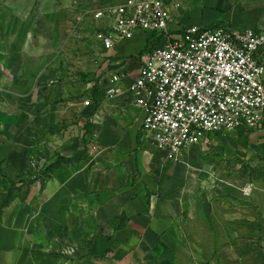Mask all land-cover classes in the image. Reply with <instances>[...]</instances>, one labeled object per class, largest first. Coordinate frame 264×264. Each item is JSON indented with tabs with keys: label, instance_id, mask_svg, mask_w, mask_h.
Instances as JSON below:
<instances>
[{
	"label": "crops",
	"instance_id": "crops-1",
	"mask_svg": "<svg viewBox=\"0 0 264 264\" xmlns=\"http://www.w3.org/2000/svg\"><path fill=\"white\" fill-rule=\"evenodd\" d=\"M58 1L0 0V189L25 191L0 204V264H204L214 234H231L236 217L237 186L223 188L217 166L264 160V121L205 135L212 151L200 142L182 161L167 159L143 140L127 90L149 44L142 34L101 55L97 88L34 86ZM123 1L76 0L74 14ZM163 1L173 33L189 25L264 32V0ZM17 43L19 51L7 49ZM258 60L264 66V53ZM114 74L125 75L122 94L109 97ZM76 152L41 181L56 155Z\"/></svg>",
	"mask_w": 264,
	"mask_h": 264
},
{
	"label": "built area",
	"instance_id": "built-area-1",
	"mask_svg": "<svg viewBox=\"0 0 264 264\" xmlns=\"http://www.w3.org/2000/svg\"><path fill=\"white\" fill-rule=\"evenodd\" d=\"M87 13L102 53L137 34L147 36L150 47L127 90L142 113L143 140L167 159L182 161L207 134L252 130L264 121V66L258 60L264 32L189 25L173 33L163 0H124ZM124 78L111 75L105 94H122ZM251 190L246 184L242 193Z\"/></svg>",
	"mask_w": 264,
	"mask_h": 264
},
{
	"label": "rangeland",
	"instance_id": "rangeland-1",
	"mask_svg": "<svg viewBox=\"0 0 264 264\" xmlns=\"http://www.w3.org/2000/svg\"><path fill=\"white\" fill-rule=\"evenodd\" d=\"M58 3L61 12L47 20L50 23L47 26L50 38L44 66L30 79L38 87L52 88L70 83L79 88L87 84L97 88L98 67L103 53L93 40L95 24L87 13L89 11H81L80 17L74 14L76 0H59ZM7 49L19 51L21 46L17 43ZM201 144H206L212 151V142L202 140ZM217 167H220L218 183L223 188L229 186V181L237 186L232 194L235 202L230 203V210L236 213V217L229 224L231 234H214L215 249L208 250L204 264H264V160H222ZM44 170L39 172L41 181L47 177ZM34 176H37L36 173ZM1 183L0 204L7 203L17 193L19 196L25 193L16 192L15 185L10 182V186ZM246 184L252 189L247 196L242 193Z\"/></svg>",
	"mask_w": 264,
	"mask_h": 264
},
{
	"label": "trees",
	"instance_id": "trees-1",
	"mask_svg": "<svg viewBox=\"0 0 264 264\" xmlns=\"http://www.w3.org/2000/svg\"><path fill=\"white\" fill-rule=\"evenodd\" d=\"M149 47H150V46H149V44H148L143 50H141V53L144 52V51H146ZM85 130H86V133L89 131L88 126L85 127ZM80 155H81V152H76V153L72 156V158H65V157H63V156H61V155H56L54 162L51 163L50 165H48V166L46 167L44 173L47 174L48 172H50V171H52L53 169L57 168L61 163H67V162H70V161H72V159H74V158L76 159V158H78ZM5 205H6V203H3V204H1V207H4Z\"/></svg>",
	"mask_w": 264,
	"mask_h": 264
}]
</instances>
